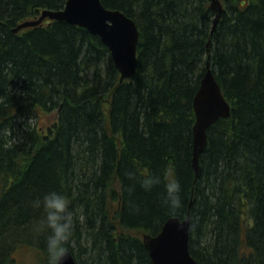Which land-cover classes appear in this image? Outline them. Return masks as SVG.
<instances>
[{
    "label": "trees",
    "instance_id": "16d2710c",
    "mask_svg": "<svg viewBox=\"0 0 264 264\" xmlns=\"http://www.w3.org/2000/svg\"><path fill=\"white\" fill-rule=\"evenodd\" d=\"M67 0H0V264H154L143 234L187 217L203 264H264V0H101L140 30L121 80L89 29L18 23ZM232 114L208 129L196 175L194 96L208 70ZM58 111L42 129V113ZM34 123V124H33Z\"/></svg>",
    "mask_w": 264,
    "mask_h": 264
},
{
    "label": "water",
    "instance_id": "95a60500",
    "mask_svg": "<svg viewBox=\"0 0 264 264\" xmlns=\"http://www.w3.org/2000/svg\"><path fill=\"white\" fill-rule=\"evenodd\" d=\"M210 6L215 10L214 33L224 9L221 0H211ZM46 19L68 21L89 29L101 37L102 42L111 50L113 60L121 71V80L136 75L140 30L136 21L123 11L109 9L101 0H67L64 8H45L38 18L22 21L14 30L19 32L23 28L39 25ZM202 79L193 99L196 119L192 160L197 175L200 173V157L208 145V129L219 118H228L232 114L231 102L226 99L211 68ZM192 203L191 200L189 206ZM191 222L190 213L185 218L171 216L160 232L143 234V243L154 264H203L190 252ZM57 258L58 264H76V257L69 250H63Z\"/></svg>",
    "mask_w": 264,
    "mask_h": 264
},
{
    "label": "rangeland",
    "instance_id": "374dc122",
    "mask_svg": "<svg viewBox=\"0 0 264 264\" xmlns=\"http://www.w3.org/2000/svg\"><path fill=\"white\" fill-rule=\"evenodd\" d=\"M58 111H51L42 113L39 118V124H42V129H46L49 125L53 124L57 119ZM42 254L37 253L34 249L30 247H23L17 249L14 254L13 264H45L44 260L41 258Z\"/></svg>",
    "mask_w": 264,
    "mask_h": 264
},
{
    "label": "bare ground",
    "instance_id": "6f19581e",
    "mask_svg": "<svg viewBox=\"0 0 264 264\" xmlns=\"http://www.w3.org/2000/svg\"><path fill=\"white\" fill-rule=\"evenodd\" d=\"M38 18V17H37ZM35 19V18H34ZM44 21H46V20H44ZM43 21V22H44ZM42 23V22H41ZM40 25V24H39ZM210 62L209 61H207V66H208V69L209 68H211L210 67V64H209ZM207 72V71H206ZM34 124V123H33ZM193 133H194V126H193V130H192V137H193ZM193 145H194V137H193V144H192V148H193ZM193 150H194V148H193ZM192 158H193V156H192ZM192 166H193V164H192ZM194 168V167H193ZM196 175H197V173H196ZM198 176V175H197ZM193 201V200H192ZM191 209H192V206H189V208H188V212H187V216H188V214L190 213V215L192 216V214H191ZM65 250H68V249H65ZM70 251V250H69ZM63 252V251H62ZM72 252V251H71ZM61 253V252H60ZM59 253V254H60ZM58 254V255H59ZM72 254H73V252H72ZM74 255V254H73ZM58 257V256H57ZM45 263V262H44ZM46 264V263H45Z\"/></svg>",
    "mask_w": 264,
    "mask_h": 264
}]
</instances>
